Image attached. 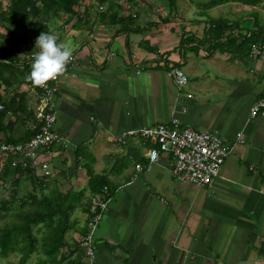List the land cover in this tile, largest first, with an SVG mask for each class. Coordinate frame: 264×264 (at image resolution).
I'll return each instance as SVG.
<instances>
[{
  "label": "crops",
  "instance_id": "obj_1",
  "mask_svg": "<svg viewBox=\"0 0 264 264\" xmlns=\"http://www.w3.org/2000/svg\"><path fill=\"white\" fill-rule=\"evenodd\" d=\"M115 1L121 7L117 18H99L107 5L85 0L76 15L49 24L58 43L73 47L76 62L58 84L55 131L63 142L41 155L51 170L42 188L86 190L87 198L73 214L64 253L74 252L84 233L92 197L86 189L89 167L106 179L112 198L95 233V264H264V117L249 118L251 106L264 98V58H251L244 40L254 31L250 13L260 12L263 20L264 11L237 3L205 13L190 0H178L174 9L163 0H136L133 8ZM129 14L136 15L133 22L124 21ZM208 17L233 24V35L225 33L219 47L205 35ZM5 34L0 26V38ZM181 36L192 40L181 46ZM34 48L26 52L17 38L15 65L0 67L4 142L24 144L39 126L41 92L26 79L27 57L39 51ZM173 68L186 74L183 88L175 84ZM173 118L217 134L231 148L210 186L175 180L168 154L134 177L139 162L126 150L144 163L152 144L137 137L124 145L113 142L122 132L167 125ZM8 161L0 155V172H12ZM33 190V183L20 181L19 196ZM33 261L35 255L27 264Z\"/></svg>",
  "mask_w": 264,
  "mask_h": 264
},
{
  "label": "trees",
  "instance_id": "obj_2",
  "mask_svg": "<svg viewBox=\"0 0 264 264\" xmlns=\"http://www.w3.org/2000/svg\"><path fill=\"white\" fill-rule=\"evenodd\" d=\"M85 0H8L4 8L0 3V26L6 31L0 39V67L4 63L15 65L13 54L17 48V38L26 43V52L35 51L37 37L46 32L50 34V22L60 17L76 15ZM98 5H107L105 14L99 18H117L121 7L115 0H96ZM128 7H135L136 0H124ZM169 8L174 9L178 0H163ZM228 3L257 8L264 11V0H203L197 2L200 12L207 13L211 9ZM254 31L245 36L244 40L252 43L264 42V19L260 12L252 11ZM129 14L124 21L133 22ZM118 19L117 21H120ZM118 23V22H117ZM208 28L205 35L219 47L225 33L233 35V24L220 18L207 19ZM16 38V39H15ZM14 39V40H13ZM192 39L181 36L180 45L189 43ZM8 43L9 45H7ZM250 46V45H249ZM33 54V53H32ZM174 69V68H173ZM39 125V124H38ZM39 126L30 133V138L38 131ZM28 138V140H30ZM79 156L85 158L80 151ZM9 167L10 162L8 161ZM11 169V168H10ZM89 179L87 190L92 196L107 187V181L95 175L89 167L86 169ZM27 179L34 184L33 191H27L19 196V183ZM43 179V180H42ZM48 177L39 178L36 170L16 167L12 172L6 168L0 172V257L8 258L18 255L17 264H27L32 256H36V264H84L79 246L74 252L64 253L69 249L67 234L74 228V212L87 204L85 191L67 190L62 193L58 188L44 189L42 182ZM8 184V186H5ZM96 191V193H95ZM98 191V192H97ZM81 252V251H80ZM73 255H76L73 259Z\"/></svg>",
  "mask_w": 264,
  "mask_h": 264
},
{
  "label": "built area",
  "instance_id": "obj_3",
  "mask_svg": "<svg viewBox=\"0 0 264 264\" xmlns=\"http://www.w3.org/2000/svg\"><path fill=\"white\" fill-rule=\"evenodd\" d=\"M33 55L27 57L28 65L32 64ZM249 56L253 59L264 58V43L250 44ZM75 62L76 57L73 54L72 62L67 66L66 74L63 77L49 82L47 89L37 87L41 92L39 105L36 109L39 129L30 140L24 144L0 140V155L10 160L11 169L16 167L34 169L41 178L51 175L49 162L41 159V155L63 142V138L55 131L57 120L55 99L59 91L60 80L67 75ZM170 74L178 88L187 85V76L180 69L174 68ZM257 117H264V98L256 101L250 108L249 118ZM128 137L148 140L152 144V148L146 154L145 162L136 163L134 177L149 172L158 162L161 154H168L174 158L171 171L173 178L179 182H188L197 188L211 185L219 175V171L231 150L217 134L198 132L183 127L177 118H173L167 125L159 124L122 132L113 138V142L124 145ZM236 137L241 141L240 133ZM111 200L108 187H102L100 192L90 199L84 233L79 239V249L82 252L84 264H95V233L109 208Z\"/></svg>",
  "mask_w": 264,
  "mask_h": 264
},
{
  "label": "clouds",
  "instance_id": "obj_4",
  "mask_svg": "<svg viewBox=\"0 0 264 264\" xmlns=\"http://www.w3.org/2000/svg\"><path fill=\"white\" fill-rule=\"evenodd\" d=\"M39 51L33 55L30 74L26 77L33 86L47 89L49 82L66 74L67 66L73 59V47L58 43L55 34L42 32L36 39Z\"/></svg>",
  "mask_w": 264,
  "mask_h": 264
},
{
  "label": "rangeland",
  "instance_id": "obj_5",
  "mask_svg": "<svg viewBox=\"0 0 264 264\" xmlns=\"http://www.w3.org/2000/svg\"><path fill=\"white\" fill-rule=\"evenodd\" d=\"M198 1H203V0H190V2L188 1L186 3L188 5L191 4L193 8H196ZM0 3L2 5V8H4L6 6V4L8 3V0H0ZM163 3L166 4L165 2H163ZM194 5H195V7H194ZM211 16H215V12H212ZM17 262H18V255H10L6 259H2L0 257V264H17ZM30 264H32V262ZM33 264H36V262L33 261Z\"/></svg>",
  "mask_w": 264,
  "mask_h": 264
},
{
  "label": "water",
  "instance_id": "obj_6",
  "mask_svg": "<svg viewBox=\"0 0 264 264\" xmlns=\"http://www.w3.org/2000/svg\"><path fill=\"white\" fill-rule=\"evenodd\" d=\"M125 156L128 157V158H130V159H132V160L135 161V162H140V161L143 159L142 156H140V155H138V154H135V153H134L132 150H130V149H127V150H126V154H125Z\"/></svg>",
  "mask_w": 264,
  "mask_h": 264
}]
</instances>
